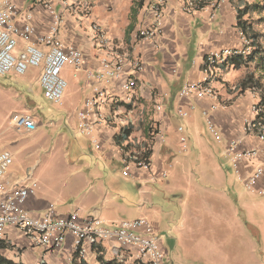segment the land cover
<instances>
[{
	"label": "crops",
	"instance_id": "0c3cea01",
	"mask_svg": "<svg viewBox=\"0 0 264 264\" xmlns=\"http://www.w3.org/2000/svg\"><path fill=\"white\" fill-rule=\"evenodd\" d=\"M10 1L15 7L16 19L20 20L22 15L30 14L31 22L41 33L50 29L55 15H58L60 39L67 47L83 51L84 64H69L74 68L66 73L65 80L70 87L66 99L71 104L59 126L58 135H61L67 153L71 151L72 155L79 158L93 146L96 150L93 160L99 162L83 167L90 171V175L79 178L85 185L89 184V201L83 204L78 202L71 209L64 210L59 208V202H51L45 193H36L34 190L26 201V208L30 212L43 215L53 209L60 215L78 212L81 218L97 215L111 227L126 220H148L147 216L125 219L119 212V207L113 205L114 195L111 193L118 191L114 186L113 172L117 170L122 176H131L136 181L143 206L149 202V198L143 196L151 193V184L164 181L171 175L174 179L177 177L176 162L183 166L184 161L178 159L179 154L186 157L202 153L210 160L213 170L211 182L220 188V195L216 199V205L195 204L193 211L198 213L203 209V213L214 212L221 224H228V230L236 228L240 231L244 228V233H249L240 216L241 200L246 199L244 207L248 210L250 221L247 220V224L254 228V234L258 236V242L263 245L264 250V230H260L258 225L260 217H264V175L254 186L249 187L247 184V179L264 163V141L259 135L248 133L245 129L247 122L255 119L253 106L259 101L260 94L257 92L256 96L252 89L241 91L237 88L249 73L256 78L264 75L262 66H258L257 62H250L240 67L226 68L220 79L211 83L217 90L216 98L189 99L181 96L186 83L202 81L206 77L205 59L208 53L243 46L239 9L244 7V2L227 0L215 10L208 5L203 9L188 11L185 7L186 0H167L157 17L151 11V5L156 0ZM91 23H98L106 30L114 39L118 50L127 56L124 74L136 78L137 86L133 92L123 90V79L104 85L88 77L90 70L101 66V59L105 54V50L97 44ZM156 26L160 28L156 37H139L140 30ZM133 59H140L143 63L142 71L135 74L131 65ZM35 74L45 96L41 73L35 70ZM96 87L105 90L106 97L93 105L89 120L94 124V132L89 135L79 130L80 112L88 100H97ZM64 104L63 101L62 106ZM159 104L163 107L161 111L157 110ZM179 110L187 112V116L181 118ZM100 113L105 118H99ZM200 120L205 121L217 146H209L199 132L197 126ZM209 121L215 125L219 138L210 130ZM40 123L37 122V128ZM180 126L183 127L182 131L179 130ZM18 130L34 132L24 128ZM124 130H128L129 135H124ZM183 138L186 139L185 143ZM232 141L237 142L238 150L259 149V156L249 161L235 160L233 153L228 152ZM143 158L151 163L148 169L137 164ZM229 171L236 176L235 182ZM5 180L15 183L19 179L16 174L7 172ZM243 191L253 195L247 196L242 194ZM239 192L241 195L235 198ZM193 198V194H190L189 199H184L185 209L179 217L176 216L178 220H187L190 208L186 206ZM154 226L160 235L161 245L165 246L167 242L177 243L173 236H168V240L161 237L160 223H154ZM190 229L192 230L191 227ZM73 239L69 235L61 247L47 249L33 245L24 233L9 227L4 238L0 239V254L22 264L149 262L140 256L137 246L123 245L116 239L102 241L98 247L88 244V255L81 259L75 253Z\"/></svg>",
	"mask_w": 264,
	"mask_h": 264
},
{
	"label": "rangeland",
	"instance_id": "374dc122",
	"mask_svg": "<svg viewBox=\"0 0 264 264\" xmlns=\"http://www.w3.org/2000/svg\"><path fill=\"white\" fill-rule=\"evenodd\" d=\"M250 17L255 22V29L264 34V12H253ZM262 41L264 44V37ZM73 68L66 65L62 76L66 78V73H70ZM68 89L70 87L66 86L63 94L65 104L62 106L43 95L35 70H28L21 75H0V150L9 151L13 155L8 174H16L20 181L31 178L29 183H36V193H45L51 202H59V208L64 210L91 199L89 184L85 185L79 178L90 175V171L83 167L99 164L96 159L93 160L96 153L93 146L87 149L86 154L76 158L71 151L66 152L61 135H58L59 126L71 104L66 99ZM14 112L31 113L41 123L32 133L21 132L12 125L11 117ZM197 127L209 146H217L204 120H200ZM186 157L178 155V159L185 162L183 161V166L176 162L179 173L177 172L175 179L171 175L164 181L150 185L151 193L143 196L149 198V202L143 206L136 181L131 176L124 177L117 170L114 171V186L118 191L111 193L114 195L113 205L119 207V212L125 219L147 216L153 226L154 223H160L163 239L174 237L177 243L167 242V245H162L166 260L171 264L264 263L263 245L258 242L254 228L247 224L249 214L244 207L246 199L241 200L240 216L249 233H244V228L240 231L236 228L228 230V224H221L214 212L203 213V209L198 213L193 211L195 204L216 205L220 188L211 182L213 170L207 156L197 153ZM229 174L235 182L236 176L231 171ZM243 193L253 195L248 191ZM190 194L194 198L186 206L190 208L187 220H178L185 209L184 199H189ZM240 195L239 192L234 197ZM258 225L260 230H264V217H260Z\"/></svg>",
	"mask_w": 264,
	"mask_h": 264
},
{
	"label": "built area",
	"instance_id": "2783aa9c",
	"mask_svg": "<svg viewBox=\"0 0 264 264\" xmlns=\"http://www.w3.org/2000/svg\"><path fill=\"white\" fill-rule=\"evenodd\" d=\"M227 0H213L209 6L214 10ZM167 0H156L151 5V11L159 17ZM186 10H195L198 7L196 0H186ZM14 5L10 0H0V75H21L28 70H36L41 73V84L44 94L50 101L62 105L63 94L67 86L62 70L66 65L81 66L84 64L83 51L75 47H67L58 35V15L47 32L41 33L31 22V15H22L16 19ZM215 15V14H213ZM95 33L97 44L105 50L101 59V66L88 72V77L97 83L108 85L122 80L125 92L131 93L137 86L136 78L125 76V66L128 58L121 53L114 39L98 23H91ZM160 33L159 26L142 29L138 32L139 37L151 39ZM244 44L242 47H227L207 54L206 77L202 81H191L184 85L181 96L185 98L212 97L218 93L211 85L220 79L224 72L221 66L230 57L236 54H250L253 52L251 41L243 34ZM134 74L142 71L143 63L140 59L131 61ZM97 97L88 100L84 109L80 112L79 130L85 134L94 132V124L90 122L89 115L93 105L102 97H106V91L96 87ZM257 96V90L252 89ZM257 104V103H256ZM254 104L253 112L258 114L259 108ZM162 105L157 106L161 111ZM181 118L187 116V112L179 110ZM99 118H105L102 113ZM254 120L247 122L245 129L248 133H254ZM12 125L17 129L35 131L37 122L30 114L14 113L11 117ZM210 130L219 138L215 125L209 121ZM182 131L183 127L180 126ZM255 134V133H254ZM264 141V131L259 135ZM182 141L185 143L186 139ZM233 153L235 160H252L259 156L257 148L237 149V142L232 141L228 148ZM264 152V147H263ZM13 163V155L6 150H0V239H3L8 228L14 227L24 233L35 246L44 248H59L73 236L75 253L81 259L88 255V244L98 247L102 241L116 239L123 245H135L138 247L140 256L147 259L151 264H171L166 260L165 252L160 242L157 229L145 218L126 220L111 227L104 219L97 215L81 218L78 212L68 215L57 214L53 209L43 215L33 214L26 208V201L30 194L34 193L36 183H29L31 178L11 183L5 180V176ZM138 166L148 169L151 163L146 158L137 161ZM128 171H125L127 174ZM264 175V163L247 179L249 187L255 185L257 180Z\"/></svg>",
	"mask_w": 264,
	"mask_h": 264
},
{
	"label": "trees",
	"instance_id": "16d2710c",
	"mask_svg": "<svg viewBox=\"0 0 264 264\" xmlns=\"http://www.w3.org/2000/svg\"><path fill=\"white\" fill-rule=\"evenodd\" d=\"M213 0H196L198 7L196 9H203L208 6ZM244 2V7L239 9V26L241 33L251 41V45L253 47V52L250 54H236L230 57L226 62H224L221 66L226 69L228 67H240L244 64H248L250 62H257L258 66H262L264 70V44L262 43V37L264 34L255 29V22L251 20V15L253 12H264V0H253L250 2L249 0H239ZM248 16V19H245V16ZM264 75L260 77H254L253 74H248L240 83L237 88L241 91L246 89H255L260 94V99L257 102V107L259 108V112L255 115L254 119V133L260 135L264 131ZM124 135H129V131L124 130ZM123 135V136H124ZM0 264H22L16 263L3 255L0 254ZM107 264H111L108 262ZM141 264H151L150 262L141 263Z\"/></svg>",
	"mask_w": 264,
	"mask_h": 264
}]
</instances>
